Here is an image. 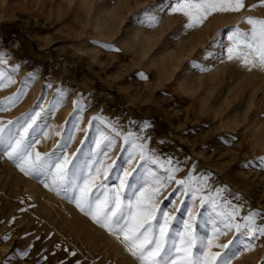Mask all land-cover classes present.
<instances>
[{
    "label": "rangeland",
    "instance_id": "rangeland-1",
    "mask_svg": "<svg viewBox=\"0 0 264 264\" xmlns=\"http://www.w3.org/2000/svg\"><path fill=\"white\" fill-rule=\"evenodd\" d=\"M183 2L0 0V72L15 80L0 88V101L25 89L14 106L0 105V124L15 132L17 121L40 111L27 137L34 152L53 158L66 153L90 165L99 159L101 173L112 164L107 177L95 181L106 186L101 192L119 188L117 168L132 173L129 183L136 177L147 186L152 173L166 178L168 165L160 164L167 159L181 169L178 180L208 177L192 211L197 230L211 236V222L204 226L200 214L219 221L221 209L213 211L208 202L201 207L200 196L227 211L238 206L240 222L250 212L257 223L264 216V67L230 60L227 51L235 29L251 31L246 17L264 20V6L261 0H244L239 12H214L188 27L189 18L174 11ZM146 9L155 21L142 15ZM13 32L22 41L18 51L9 46ZM32 53L41 59L35 61ZM35 62L50 65L48 74L38 76ZM129 133L160 163L142 161L124 142ZM101 134L115 141L110 150L107 140L101 143L106 158L96 147ZM7 148L0 144V264H141L122 236L117 239L76 206L72 193L58 194L45 187L50 178L21 172ZM177 188L171 182L159 201L161 209L179 217L181 201L193 202L182 188L173 191ZM230 240L239 252L232 264H264V237L250 240L233 230L219 238ZM248 243L253 250H247Z\"/></svg>",
    "mask_w": 264,
    "mask_h": 264
},
{
    "label": "snow or ice",
    "instance_id": "snow-or-ice-1",
    "mask_svg": "<svg viewBox=\"0 0 264 264\" xmlns=\"http://www.w3.org/2000/svg\"><path fill=\"white\" fill-rule=\"evenodd\" d=\"M264 6V0H261ZM245 7L244 0H184V2L174 11L183 12L189 18L188 27H194L202 24L214 12H239ZM253 7H256L253 5ZM142 15L148 16L155 21L152 16V9H146ZM247 23L252 25L249 33L241 32L238 28L229 36L233 47L227 49L228 58L243 59L246 66L255 67L256 62L264 67V20H254L251 17L245 18ZM241 47L246 52L240 51ZM251 57V58H250ZM3 54H0V61ZM15 80L3 72H0V88L10 86ZM26 87V86H25ZM24 88H21L20 95L7 98L0 101V105L5 106V110L14 106L24 94ZM39 107V105H37ZM40 111H35L25 117L23 122L17 121L18 127L15 132L0 124V144H7L6 149L9 159L17 162L21 172L26 175H33L37 178L43 176L46 180L50 178L51 184H45V187L53 188L58 194L64 192L65 195L72 193L69 197L76 206L102 227L108 229L117 239L123 237L122 242L127 250L135 256L141 264H232V260L239 255V252L231 247L235 244L234 240L228 243H220L219 238L235 230L240 235L251 239L264 237V216L260 217V223H257V214L249 213L237 220L239 207H231V211L223 209V206L217 205L215 200L209 196H200V206L203 207L206 202L210 203L213 211L217 212L220 218H204L201 213L203 225L207 226L209 222L212 225V235L207 232L198 231L200 225L197 223V215L192 211L195 208L197 193L204 191L207 187L208 177L195 178L189 176L187 179H176V173L181 171L179 167L173 166V161L167 159L160 166L165 168L166 178L158 177L152 173V181L147 186L141 184L136 177L132 183H129L128 177L132 175L123 168L116 169V178L119 179V188H107L101 192L99 189H105L104 184L97 185L95 181L101 174L108 175V170L114 166L107 165L105 171L101 173L100 165L102 160H93L91 165L87 160L81 159L74 162L76 157H70L66 153L55 156L42 155L40 152H34L33 141L28 140L29 130L34 129L39 119ZM94 119H99L95 117ZM8 124H13L9 121ZM115 131V128H113ZM60 135V133H57ZM119 133H117V136ZM129 133L124 137L125 144L131 143L132 147L137 149L139 158L151 160L153 163H160L159 158L148 155L146 144L140 137L132 138ZM71 137H69V140ZM108 141V150L114 146V139L101 134V138L96 142L98 156L107 157V150H101V143ZM136 140H141L136 143ZM61 149L65 145L58 146ZM34 153V154H33ZM264 159V158H262ZM175 181L178 188L173 191L183 189L187 196L191 195L192 204L188 205L186 201H181L184 208L182 216L170 215L166 209L160 208L159 196L168 185ZM195 186L194 185H201ZM97 189L93 192V189ZM125 190L127 194L125 195ZM110 193V195H109ZM220 194V190H216ZM177 211H180L178 208ZM183 216H187L184 219ZM176 222L173 228L172 222ZM219 225H222L220 227ZM255 245L247 244V250L251 251ZM219 248L225 251H213ZM75 255V253H73Z\"/></svg>",
    "mask_w": 264,
    "mask_h": 264
},
{
    "label": "crops",
    "instance_id": "crops-1",
    "mask_svg": "<svg viewBox=\"0 0 264 264\" xmlns=\"http://www.w3.org/2000/svg\"><path fill=\"white\" fill-rule=\"evenodd\" d=\"M32 57L37 59L35 61H39V59H41V58H39V56H37L33 53H32ZM48 68L50 69L51 66L46 65L44 62H35L32 66V69L35 71L36 74H38V76L47 75L48 74ZM35 73H33V74L36 75Z\"/></svg>",
    "mask_w": 264,
    "mask_h": 264
},
{
    "label": "built area",
    "instance_id": "built-area-1",
    "mask_svg": "<svg viewBox=\"0 0 264 264\" xmlns=\"http://www.w3.org/2000/svg\"><path fill=\"white\" fill-rule=\"evenodd\" d=\"M9 46L13 51H18L22 47V41L19 37V34L16 32H13L10 36Z\"/></svg>",
    "mask_w": 264,
    "mask_h": 264
},
{
    "label": "bare ground",
    "instance_id": "bare-ground-1",
    "mask_svg": "<svg viewBox=\"0 0 264 264\" xmlns=\"http://www.w3.org/2000/svg\"><path fill=\"white\" fill-rule=\"evenodd\" d=\"M30 74H32V73L30 72ZM34 85H35V84H34ZM31 89H32V88H31ZM34 89H38V88H36V87H33V91H34V92H36Z\"/></svg>",
    "mask_w": 264,
    "mask_h": 264
}]
</instances>
